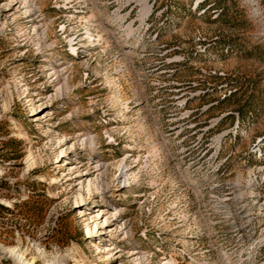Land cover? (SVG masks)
I'll list each match as a JSON object with an SVG mask.
<instances>
[{
	"label": "rangeland",
	"instance_id": "obj_1",
	"mask_svg": "<svg viewBox=\"0 0 264 264\" xmlns=\"http://www.w3.org/2000/svg\"><path fill=\"white\" fill-rule=\"evenodd\" d=\"M0 264H264V0H0Z\"/></svg>",
	"mask_w": 264,
	"mask_h": 264
},
{
	"label": "bare ground",
	"instance_id": "obj_2",
	"mask_svg": "<svg viewBox=\"0 0 264 264\" xmlns=\"http://www.w3.org/2000/svg\"><path fill=\"white\" fill-rule=\"evenodd\" d=\"M0 251L3 253V254H12L14 251H12V250H7L6 248H4V247H1L0 246ZM14 254V253H13Z\"/></svg>",
	"mask_w": 264,
	"mask_h": 264
}]
</instances>
